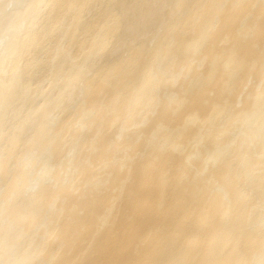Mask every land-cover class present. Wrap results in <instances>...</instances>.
<instances>
[{
    "label": "clouds",
    "instance_id": "clouds-1",
    "mask_svg": "<svg viewBox=\"0 0 264 264\" xmlns=\"http://www.w3.org/2000/svg\"><path fill=\"white\" fill-rule=\"evenodd\" d=\"M62 7L0 0V264H62L87 206L111 230L140 180L164 221L121 264H264V45L255 43L264 0H157L159 43L132 47L145 20H129L120 0L73 5L71 23ZM230 25L232 50L209 65V46ZM55 32L41 90L37 57ZM246 44L259 71L242 79ZM197 94L216 98L209 115L191 111L174 127L167 118ZM210 238L226 240L221 256H201Z\"/></svg>",
    "mask_w": 264,
    "mask_h": 264
},
{
    "label": "bare ground",
    "instance_id": "bare-ground-1",
    "mask_svg": "<svg viewBox=\"0 0 264 264\" xmlns=\"http://www.w3.org/2000/svg\"><path fill=\"white\" fill-rule=\"evenodd\" d=\"M57 3L63 7L60 12L68 14L69 23L75 18L72 15L73 5L89 3V0H56ZM94 2V0H93ZM157 0H120L123 5L122 11L129 20L135 21L137 18H143L145 23L141 30L137 33L131 34L128 38V46L132 47L137 42L147 41L151 46L153 42L159 43L160 36L156 30V24L158 17L155 9L149 7V5L155 4ZM173 7L177 3V0H167ZM87 13V9H80ZM233 25L229 26V29L207 50L209 57V65L211 61L219 56H224L232 50L234 41L225 40L229 32L233 30ZM63 32H55L48 35L40 45L41 51L38 54L37 59L40 61L38 64L35 83L40 85L41 90L49 88V73L52 67V60L55 55V50L61 42ZM221 41H224L221 43ZM82 42L76 43V52L80 51ZM257 45H264V31L257 34ZM239 58L245 64V70L242 72V79H246L249 71L258 73V66L253 68L255 61L258 59L257 48L253 44H246L238 50ZM206 65L202 69V74L207 76L210 73V67ZM216 90L218 91L222 87V82L217 76ZM47 96V94H46ZM209 103H205V97L197 94L193 97V103L183 110L176 117H168L169 121L174 127L181 126L187 113L199 110L201 118H205L211 112V105L215 102V97L208 98ZM194 132L190 131L187 136L193 135ZM106 167V164L101 165ZM99 171V168L97 169ZM87 179V175L84 177ZM153 194H158L153 193ZM169 201L173 204L172 211H180L176 206V202L179 197L176 193L169 191ZM111 199V198H109ZM153 196L151 189L142 181H138L136 185L131 189V197L128 203H126L121 210V218L117 224L111 229L105 231V226L102 223H98L95 218V205H88L85 211L84 223L82 225L81 238L70 241L71 253L65 255L62 260V264H72V261L77 257H82L83 264H121L129 253L132 245L139 242L147 233L149 228L153 224L162 223L164 221V215L162 212L157 213L152 208ZM133 216L134 222L129 224L125 223L127 216ZM89 249H92L89 253ZM226 250V240L223 238H210L206 243L200 245L198 251L201 256H207L208 258L219 257ZM150 254V253H149ZM193 256L196 255L194 251ZM138 264H143V261H138Z\"/></svg>",
    "mask_w": 264,
    "mask_h": 264
}]
</instances>
